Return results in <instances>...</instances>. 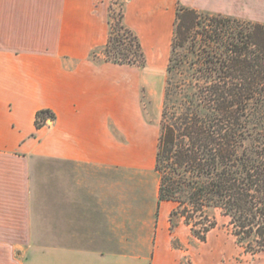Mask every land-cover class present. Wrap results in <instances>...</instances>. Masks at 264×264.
<instances>
[{
  "label": "crops",
  "instance_id": "0c3cea01",
  "mask_svg": "<svg viewBox=\"0 0 264 264\" xmlns=\"http://www.w3.org/2000/svg\"><path fill=\"white\" fill-rule=\"evenodd\" d=\"M111 3L0 0V264H194L189 225L171 232L175 203L158 201L141 94L160 76L164 92L178 3L249 15L236 0H125L139 67L100 52ZM40 110L53 117L36 127Z\"/></svg>",
  "mask_w": 264,
  "mask_h": 264
},
{
  "label": "trees",
  "instance_id": "16d2710c",
  "mask_svg": "<svg viewBox=\"0 0 264 264\" xmlns=\"http://www.w3.org/2000/svg\"><path fill=\"white\" fill-rule=\"evenodd\" d=\"M124 3L118 12L109 6L100 52L107 61L142 67ZM48 115L38 111L36 127ZM154 170L158 201L175 203L171 232L182 217L204 241L219 210L239 243L252 253L264 250V24L178 3Z\"/></svg>",
  "mask_w": 264,
  "mask_h": 264
},
{
  "label": "rangeland",
  "instance_id": "374dc122",
  "mask_svg": "<svg viewBox=\"0 0 264 264\" xmlns=\"http://www.w3.org/2000/svg\"><path fill=\"white\" fill-rule=\"evenodd\" d=\"M121 3L122 0H112L111 5H113V9L116 12L119 11ZM236 3H240V8L245 10L246 14L249 15L248 18L244 17L242 19L246 18L247 20L257 21L264 24V0H236ZM199 11L215 13L205 10ZM162 78L163 76H160L159 80L156 79L153 85L156 92L153 96H149L145 91L141 94V102L146 120L151 123H156L158 127L163 99L162 89L164 82L162 81ZM154 148L155 152L156 143ZM156 177V174L153 176V179L150 177V175H148L149 181L152 179L154 180V183L156 181ZM214 215L217 224L208 232L206 239L204 240V242L207 243L205 244L206 246L202 252L197 250L199 243L195 240L197 238L192 235L193 240L189 241V246L194 253V264H199V262L201 264H264V250L256 253L249 251V249H247L244 244H241L237 241L232 232V227L228 222V218L221 215L219 210H216ZM181 219L183 218H177L176 224ZM172 244L175 247H181V244L177 238L172 239ZM189 258V255L185 257L186 260L188 259V262H191ZM30 259L31 258L25 257L27 262L30 261Z\"/></svg>",
  "mask_w": 264,
  "mask_h": 264
},
{
  "label": "built area",
  "instance_id": "2783aa9c",
  "mask_svg": "<svg viewBox=\"0 0 264 264\" xmlns=\"http://www.w3.org/2000/svg\"><path fill=\"white\" fill-rule=\"evenodd\" d=\"M48 117H50V116H48ZM48 117H47V118H48Z\"/></svg>",
  "mask_w": 264,
  "mask_h": 264
}]
</instances>
